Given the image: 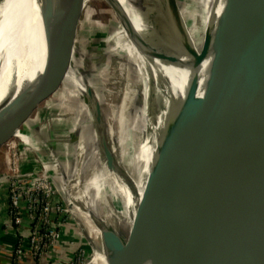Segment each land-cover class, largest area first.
<instances>
[{"label": "water", "instance_id": "1", "mask_svg": "<svg viewBox=\"0 0 264 264\" xmlns=\"http://www.w3.org/2000/svg\"><path fill=\"white\" fill-rule=\"evenodd\" d=\"M107 1L128 29L159 55L200 70L203 56L212 54L203 89L200 84L184 111L177 108L179 132L163 134L150 173L151 185L147 182L150 189L146 188L138 206L136 219L142 229L137 250L133 249L136 231L132 227L128 245L115 231H104L108 264H130L133 259L135 264H185L190 259L200 264L210 259L211 264H235L243 247H247L246 264H264V0H229L228 14L218 27L220 45L215 51L207 46L203 55L187 39L186 26L176 22L173 10L182 12L174 0L171 13H166L167 22L181 31L178 42L192 61L150 34L140 33L119 0ZM82 4L83 0H58L54 12L43 13L38 52L0 72V95L14 91L12 84L27 68L33 76L23 89L31 83L40 85L37 95L45 93L43 97L65 76L71 68L72 39ZM50 69L55 77L42 84ZM95 114L102 120L98 103ZM202 117L203 133L198 136ZM17 118L0 135V145L21 128ZM100 131L104 134L101 146L107 148V128L102 124ZM112 161L108 162L115 168ZM167 207L176 221L167 231L165 248L160 249L155 244Z\"/></svg>", "mask_w": 264, "mask_h": 264}, {"label": "bare ground", "instance_id": "2", "mask_svg": "<svg viewBox=\"0 0 264 264\" xmlns=\"http://www.w3.org/2000/svg\"><path fill=\"white\" fill-rule=\"evenodd\" d=\"M125 1L122 4L124 8H126ZM168 1L169 4L166 0H136V8L131 7L132 21L140 33L150 34L154 39L175 50L187 61H192V56L178 42L181 31L176 29V24L171 23L169 19L167 22L166 13H171L172 2L174 4V0ZM57 3L58 0H0V72L7 70L16 63H21L24 59L28 61L34 53L38 52L43 34L42 15L44 12L49 14L54 12ZM193 6L194 13L192 11L186 15L184 12L179 13L173 10V16L178 24L186 26L187 39L198 53L203 55V39H199V29L202 26L203 29L208 27V29L215 30V25L220 17L216 14L215 8L223 10V0H218V3L215 0H202L200 5L194 4ZM237 6L236 3V11ZM148 19L155 23H151ZM187 19L192 20V25L187 26ZM159 23L163 24L165 28L157 27ZM122 29L123 33L118 34L113 42L117 45V53L125 57L120 64L123 80L126 83L121 104L113 116V119H118L116 134L113 129L108 127L110 124L107 123V120L105 121L103 118L101 120L100 116L95 114L97 103H100V97L92 88L90 79H87L88 75H84L88 73L84 64L86 63L84 57L80 56L73 59L74 65L78 68L79 81L74 79L69 72L65 74L68 81L72 79L74 82L79 98H86L89 102L88 104L81 100L76 104L75 127H81L84 124V118H89L86 122L88 123L87 126L89 129L93 127L92 130H95L87 143L96 142L95 147L97 146L98 149L95 148V161L101 162V165L93 164L88 169L89 172H87L85 180H83L85 185L84 194L81 196L83 205L80 207L79 194L77 193L76 195L70 194L69 201L74 218L79 224L82 223L81 226L90 240L93 252L91 260L86 262L87 264H108L102 243V234L108 230L115 231L128 245L131 227L135 229L136 245L133 246V249L136 252L142 229L141 225L138 226L136 219L138 206L143 201L146 188L150 189L152 182L150 173L156 155L160 151L163 134L174 136L179 132L181 122H176L177 108L181 106L184 111L187 104L190 106L199 85L202 82L204 84L209 74L208 68L211 67L212 62V54L209 53L207 56H203L205 61L200 70L184 67L149 48L138 35L128 29L124 21ZM25 71L26 74L24 72L18 82L12 84L14 91L0 95V104L2 100L5 103L4 108L0 106V135L12 128L11 126L17 117H20L21 127L29 126V123L33 122L31 116L39 109L43 98L46 97H43L45 93L37 95L42 88L40 85L35 87L30 82V86L25 90L23 89L25 83L33 76V73L29 74L32 71L30 68L25 69ZM80 73L84 74L80 75ZM24 74L28 75V79L24 78ZM53 77L51 70H49L42 84H47ZM203 84L201 89H203ZM91 89L93 92L91 99H89ZM131 104H134L132 108H135L134 112L140 119L137 120L132 113L128 118ZM94 117L97 119L94 120ZM177 123H179L178 126H176ZM102 124L106 125L107 128L109 139V147L107 148L101 146L104 135L103 131H100ZM17 129L13 131L14 135L24 136L23 140L28 145L34 148L42 146V143L35 141L34 138L29 140L23 128ZM111 142L115 145L114 148ZM84 143L82 134L80 142L78 141L81 155L84 152V146H86ZM110 146L113 150H109ZM127 146L129 150L126 149ZM109 154L113 158H108ZM109 160L114 163L115 168L111 167ZM79 164L83 171L85 167L82 157ZM147 182L150 184L149 186H147ZM76 183H81L80 176ZM92 190H94L93 194ZM108 197L113 202L108 201ZM120 205L121 208L118 207ZM116 207L118 208L116 209ZM105 210L107 211L105 212ZM94 220L101 225L98 227ZM175 221L171 215L170 207H167L164 221L157 233L156 248H165L167 231ZM246 259L247 247H243L241 257L235 264H246ZM209 261L210 263L205 261L202 264H211L212 259ZM156 263L158 262L155 261ZM130 264H135V260L133 259ZM185 264L200 263L190 259Z\"/></svg>", "mask_w": 264, "mask_h": 264}, {"label": "rangeland", "instance_id": "3", "mask_svg": "<svg viewBox=\"0 0 264 264\" xmlns=\"http://www.w3.org/2000/svg\"><path fill=\"white\" fill-rule=\"evenodd\" d=\"M124 1L120 0L119 2L123 4ZM215 1L218 3V0ZM178 2L181 12L187 15L193 11V5H200L202 0H178ZM125 3L126 8L124 9L130 16L129 18L133 20L131 7L136 8V0H126ZM228 6L229 0H223V10L215 8L216 14L218 16L220 15L215 25V30L208 29V27L205 29L202 26L201 28L199 27V39H203L202 50H205L208 46L212 48V51H215L216 47L220 45L221 40L220 35H218L220 34L218 27L221 22L220 18L228 14ZM149 21L153 24L155 23L153 20ZM122 23L123 19L117 15L107 0H83L82 9L72 39V62L71 68L68 71L74 79L76 78L79 81L78 68L74 65L73 59L80 56L84 57L86 61L84 64L86 65V70L88 69V73H80V75H88L87 79H90L92 88H94L100 97V103L98 105L102 118L105 121L107 120V123L110 124L107 126L113 129L115 134L118 131V119H113V116L121 104L126 86L120 64L125 57L117 53V45L113 43L115 38L118 37L117 35L123 33ZM190 25H192V20L187 19V26ZM158 26L165 28L161 23ZM209 38H211V41ZM110 54L113 55L109 56ZM50 70L52 77H55V71ZM67 79V76H63L53 83L52 88L41 102L39 109L31 116L33 122H30L29 126L21 127L24 133L28 135L29 140L34 138L35 141L42 143V146L34 148L23 140L24 136L17 134L0 145V206L3 211H6L9 205L8 194H11L13 195V204L15 202L16 207H20V209L24 208L25 212L29 214L30 209L35 206V200H38L39 204H42L41 199H39L40 196H43L46 200H50L53 196H58L57 198L60 204L64 205L68 210L67 224H72L78 230L79 236L83 240L82 244L84 246H76V253L83 250L85 261L82 264H87L92 257V247L90 246V240L85 230L81 226L82 223L79 224L76 218H74L69 201L70 194L76 195L77 193L79 194L78 202L80 207L83 205V200H81V196L85 191L83 180H85L84 178L87 176V172H89L88 169L97 163L95 161V148L97 146L95 147L96 142L87 143L90 137L93 136V131L95 130H92L93 127L89 129V126H87L88 123L86 122L89 118H84V124L81 127H75L77 116L76 104L81 100L88 104L89 102L86 98H79L74 82L72 79H69V81ZM115 82L117 83L115 84ZM90 92L92 93L93 89ZM91 95L89 99H91ZM1 102L0 106L4 108L5 103L3 100ZM138 102L139 99L137 100V104ZM133 105L131 104L129 108L131 111L128 112V118H130L132 113L138 120L140 118L134 112L135 108H132ZM94 120H96L95 117ZM199 131L201 132V130ZM81 132L84 136V144L86 145L84 146L82 155L78 147V141L80 142L82 136ZM115 139L117 141V138ZM112 140L114 141V138ZM111 144L114 148L115 145L112 142ZM126 149L129 150L128 146ZM109 150H113L112 146H110ZM27 152L36 154L35 157L37 156L36 159L38 158V163L40 162V166L35 165L31 169L33 170L31 172L22 171L20 168L21 161L25 158ZM81 157L85 167L83 171L79 164ZM10 159L11 163L8 166ZM97 164L101 165V162ZM79 176L81 177V183H76ZM91 192L93 194L94 190ZM108 198V201L113 202L110 197ZM122 200L124 201V199ZM118 207L121 208V205ZM16 210L15 204L9 207V211L12 212L15 218L18 215ZM12 220L16 222L14 218ZM16 225L18 224L16 223ZM9 228V226L6 227L7 230ZM241 254L242 251L236 261L241 257Z\"/></svg>", "mask_w": 264, "mask_h": 264}, {"label": "built area", "instance_id": "4", "mask_svg": "<svg viewBox=\"0 0 264 264\" xmlns=\"http://www.w3.org/2000/svg\"><path fill=\"white\" fill-rule=\"evenodd\" d=\"M22 161L20 168L23 171ZM10 163L11 159L8 166ZM24 171L31 172L33 170ZM57 197L53 196L50 200H46L43 196H40L39 199H41L42 204L35 200V206L30 209L29 214L25 212L24 208L16 207L17 205L14 202L18 214L15 218L12 212L9 211V207L14 205L12 202L13 195L8 194L9 207L7 206L5 212L9 223L6 227L12 226L8 230L17 238L13 249V264H18L19 260H23L26 253L30 254L35 264H43V257L50 255L52 249L59 244L60 228L68 223V210L60 204ZM13 218L16 222L12 220ZM84 261V252L80 250L79 253H76L73 264H82Z\"/></svg>", "mask_w": 264, "mask_h": 264}, {"label": "crops", "instance_id": "5", "mask_svg": "<svg viewBox=\"0 0 264 264\" xmlns=\"http://www.w3.org/2000/svg\"><path fill=\"white\" fill-rule=\"evenodd\" d=\"M203 127L204 117H202L198 127V129L201 130V132L198 130V136H201L203 133ZM4 217L8 220L6 216ZM16 242V236L6 229V225L0 228V264H13V248L15 247ZM82 243L83 240L79 236L78 230L70 223L64 225L60 228L59 244L52 249L50 255L43 257V264H73L77 250L75 247H81L83 245ZM34 263L35 261H33L31 257L27 259L24 257L23 260L18 261V264Z\"/></svg>", "mask_w": 264, "mask_h": 264}, {"label": "trees", "instance_id": "6", "mask_svg": "<svg viewBox=\"0 0 264 264\" xmlns=\"http://www.w3.org/2000/svg\"><path fill=\"white\" fill-rule=\"evenodd\" d=\"M22 165H23L24 170H30L33 167H35V165H39L38 158L36 159L35 155L32 152H27L25 158H23ZM4 216H6V212L3 211L1 206H0V228L4 227L5 225H7L9 223V221L6 220ZM11 227L12 226H10V228ZM16 240H17V238H16ZM30 257H31L30 254L26 253L25 259L30 258Z\"/></svg>", "mask_w": 264, "mask_h": 264}]
</instances>
